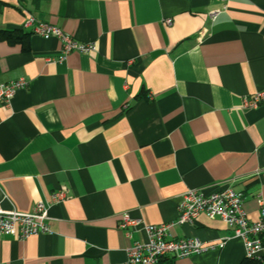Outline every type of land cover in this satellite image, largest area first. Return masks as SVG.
Listing matches in <instances>:
<instances>
[{"label": "crops", "instance_id": "0c3cea01", "mask_svg": "<svg viewBox=\"0 0 264 264\" xmlns=\"http://www.w3.org/2000/svg\"><path fill=\"white\" fill-rule=\"evenodd\" d=\"M0 84L25 80L0 103V208L51 203L50 233L0 235V264H128L135 241L122 213L175 223L184 193L232 187L252 221L264 201V0H0ZM216 12L214 19L210 14ZM29 15L91 53L24 29ZM172 19V23L166 21ZM176 238L223 248L158 264H240L244 240L201 214ZM264 257V250H263Z\"/></svg>", "mask_w": 264, "mask_h": 264}, {"label": "built area", "instance_id": "2783aa9c", "mask_svg": "<svg viewBox=\"0 0 264 264\" xmlns=\"http://www.w3.org/2000/svg\"><path fill=\"white\" fill-rule=\"evenodd\" d=\"M217 13L210 17L214 19ZM172 23V19L166 21ZM33 34L49 39L57 38L61 43V58L72 51L91 53L96 50L94 43H83L66 34L61 28L37 20L29 15L23 24ZM27 86L25 80L0 84V103L10 106L11 101L19 89ZM264 103V90L258 91L244 99L248 108H257ZM66 199L61 190L52 194L51 203L38 202L30 213L19 211H5L0 208V235L17 234L25 239L32 235L50 233L47 223V213L51 204L61 203ZM243 192L232 187L207 192L205 188L188 189L179 205V216L175 223L149 224L142 219L133 218L129 213H122L119 228L132 239L135 231H143L147 235L146 241H135L128 250V264H158L167 257L184 258L194 254L223 248L225 240L207 243L200 238H176L171 234L174 225H193L201 214L210 219H220L233 231L235 237L242 238L245 245V257L249 259H263L264 250V201L260 200V218L250 220L245 206Z\"/></svg>", "mask_w": 264, "mask_h": 264}, {"label": "trees", "instance_id": "16d2710c", "mask_svg": "<svg viewBox=\"0 0 264 264\" xmlns=\"http://www.w3.org/2000/svg\"><path fill=\"white\" fill-rule=\"evenodd\" d=\"M3 9V3L0 2V15ZM24 30L22 29L21 31H3L0 29V37H6L9 40H14L18 37V34L23 32ZM240 264H264V258L263 259H249V258H244Z\"/></svg>", "mask_w": 264, "mask_h": 264}]
</instances>
